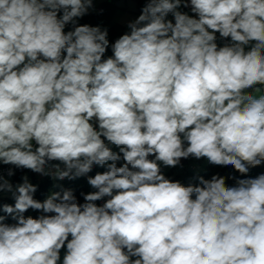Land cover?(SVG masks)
Returning <instances> with one entry per match:
<instances>
[{
    "label": "clouds",
    "instance_id": "clouds-1",
    "mask_svg": "<svg viewBox=\"0 0 264 264\" xmlns=\"http://www.w3.org/2000/svg\"><path fill=\"white\" fill-rule=\"evenodd\" d=\"M0 264H264V0H0Z\"/></svg>",
    "mask_w": 264,
    "mask_h": 264
},
{
    "label": "trees",
    "instance_id": "trees-1",
    "mask_svg": "<svg viewBox=\"0 0 264 264\" xmlns=\"http://www.w3.org/2000/svg\"><path fill=\"white\" fill-rule=\"evenodd\" d=\"M101 6L106 9V12H105L104 16H102V17H89L87 19L93 24H96V23H99V22L103 21L104 24L111 26L112 35L113 36L117 35L120 31L116 30L111 25V21H112V18L114 16L116 7L113 4H108V3L102 4ZM139 7H140V5L138 4V8ZM213 171H216V169H213ZM188 174H190V173H188ZM18 176H17V178H18ZM33 182H36V179H33ZM50 183H51L50 181L45 179L41 183V191H46L47 188L50 187ZM78 183L83 184V181H80ZM85 189L87 190V186L86 185H85ZM37 195L39 196V193ZM33 215H35V213H33Z\"/></svg>",
    "mask_w": 264,
    "mask_h": 264
},
{
    "label": "rangeland",
    "instance_id": "rangeland-1",
    "mask_svg": "<svg viewBox=\"0 0 264 264\" xmlns=\"http://www.w3.org/2000/svg\"><path fill=\"white\" fill-rule=\"evenodd\" d=\"M110 4H113L116 7L114 16H113L112 21H111V25L118 31H122L123 30L121 25L119 24V19L122 16H124L125 14L130 15V16H134V15L138 14V10H139L138 4H136V5L116 4V3H110ZM101 5H99V7ZM185 163H186V165H188V164L193 163V162L186 161ZM33 179L37 180L38 178L33 177Z\"/></svg>",
    "mask_w": 264,
    "mask_h": 264
},
{
    "label": "built area",
    "instance_id": "built-area-1",
    "mask_svg": "<svg viewBox=\"0 0 264 264\" xmlns=\"http://www.w3.org/2000/svg\"><path fill=\"white\" fill-rule=\"evenodd\" d=\"M100 7H102V6H100ZM19 175V173L17 174V176Z\"/></svg>",
    "mask_w": 264,
    "mask_h": 264
}]
</instances>
